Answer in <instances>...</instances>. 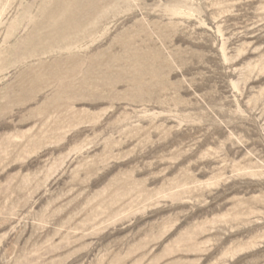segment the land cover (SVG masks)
Wrapping results in <instances>:
<instances>
[{"label":"rangeland","instance_id":"1","mask_svg":"<svg viewBox=\"0 0 264 264\" xmlns=\"http://www.w3.org/2000/svg\"><path fill=\"white\" fill-rule=\"evenodd\" d=\"M0 264H264V0H0Z\"/></svg>","mask_w":264,"mask_h":264}]
</instances>
